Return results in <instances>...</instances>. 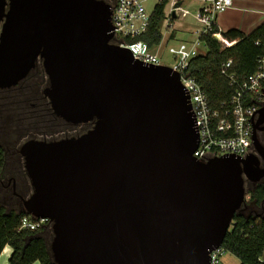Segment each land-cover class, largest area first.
<instances>
[{
	"label": "water",
	"instance_id": "1",
	"mask_svg": "<svg viewBox=\"0 0 264 264\" xmlns=\"http://www.w3.org/2000/svg\"><path fill=\"white\" fill-rule=\"evenodd\" d=\"M111 13L104 0H0V89L40 60L53 113L92 122L76 136L21 144L31 185L23 210L52 223L55 264H209L245 180L264 178V103L256 153L198 160L179 74L112 43Z\"/></svg>",
	"mask_w": 264,
	"mask_h": 264
},
{
	"label": "trees",
	"instance_id": "2",
	"mask_svg": "<svg viewBox=\"0 0 264 264\" xmlns=\"http://www.w3.org/2000/svg\"><path fill=\"white\" fill-rule=\"evenodd\" d=\"M104 1L111 6L115 2ZM164 5L165 2H162L153 8L147 30L135 38L136 40L145 41L149 47L160 43L161 27L165 18ZM218 31L214 26L212 31L200 36L205 51L191 58L187 65L188 75L202 87L214 107L227 102L234 90L228 79L220 73L222 62L232 59L230 72L239 79L255 70L256 59L261 54V48L255 42L264 41V22L249 33L238 28L220 31L224 41H235L229 47H223L213 37L212 32ZM124 39L130 42L135 40L127 37ZM32 77H35L34 82L37 85L28 84ZM46 85L47 78L41 61L37 60L26 78L13 87L0 89V113L1 109L12 113L14 105L18 104L16 112L10 117L14 118L13 123L0 119V131L2 127L9 128L15 135L9 143H4L0 136V254L6 245L12 248L7 259L8 264H55L47 241L51 231L42 234L45 229L43 227L19 230L21 218L26 215L19 197L25 198L31 191L18 151L21 143L28 139L55 140L76 136L92 126L91 121L72 125L56 116L47 98L42 95V89ZM257 135L264 144V132L259 131ZM11 160L16 162L13 173L8 169ZM16 180L24 189L27 188L25 192L20 190ZM244 188L249 199L233 216L221 247L234 255L239 264H261L259 259H264V178L256 183L248 181Z\"/></svg>",
	"mask_w": 264,
	"mask_h": 264
},
{
	"label": "built area",
	"instance_id": "3",
	"mask_svg": "<svg viewBox=\"0 0 264 264\" xmlns=\"http://www.w3.org/2000/svg\"><path fill=\"white\" fill-rule=\"evenodd\" d=\"M155 1L154 7L165 2L162 29L169 30L172 20H183L190 13L184 8L183 0ZM145 2L146 0H115L111 6L110 22L113 29L111 42L126 47L135 60L165 65L160 62L154 49L159 48L164 40L167 44L170 34L164 36L162 33V39L155 47H149L145 41L135 39L141 36L149 25L151 11H147ZM199 2L200 6L192 14L198 23L195 30L196 38L190 42L178 41L174 45H166L168 53L174 60L169 67L179 74L180 82L189 96L196 123L198 142L193 155L202 162L224 155L245 158L250 153H256L252 133L259 115L258 111L264 103V41L255 42L261 48V54L256 59L255 70L242 79L236 78L235 74L230 72L232 59L221 63L220 73L228 79L234 90L227 102L214 107L202 87L188 75L187 65L191 58L204 53L200 49L203 45L200 36L212 31L216 26L217 16L230 9L233 2L232 0H199ZM212 35L223 47L235 43V41L231 43L224 41L220 31L212 32ZM125 37L135 40L130 42L125 40ZM50 223L48 219H37L26 214L21 218L19 230L45 228ZM223 252L222 247L211 251L209 264H223L221 262ZM259 260L264 264V259Z\"/></svg>",
	"mask_w": 264,
	"mask_h": 264
},
{
	"label": "rangeland",
	"instance_id": "4",
	"mask_svg": "<svg viewBox=\"0 0 264 264\" xmlns=\"http://www.w3.org/2000/svg\"><path fill=\"white\" fill-rule=\"evenodd\" d=\"M183 1H184V8H186L190 12L186 16V18H184L183 20H181V19L172 20L171 26H170L169 30L162 29L163 27H161V30H162V33H163L164 36H165V34H170V35H172V38H173L175 36V33H176V40H170V41L167 42V44L165 43L166 40H164L162 42V45L159 48H155L154 49V52H157V55H158V58L160 59V62L163 63V64H165V65H168V66H171L174 63V60H173L172 55H170V53H168L166 45L167 46L174 45V44L178 43L177 40H179V39H181V40L186 39L185 41H190V40H194L196 38V34L194 35V33L193 34H191V33L188 34V33L184 32L180 28V24H182L184 26L185 25H191L192 26V30H195L198 27V23L192 17V14L194 13L195 9L198 8L200 2H199V0H183ZM155 3H156L155 0H146L145 6H146L147 11H152L153 8H154V4ZM166 31H167V33H166ZM184 34L187 35V38L184 37ZM200 49L202 51H205V47L203 45L200 46ZM34 80H35V77L34 78L32 77V79L28 82V84H32V83L33 84H36L34 82ZM43 89H42V95H43ZM17 101H19V100H17ZM17 107H18V104H15L14 107H13V112L12 113H10V111L9 112H6L5 109H3V110L1 109L0 119L3 120V121H9V122L13 123L14 122V118H11L10 119V117H11L12 114L14 115V113L16 112V108ZM9 131H11V132H9ZM0 136H1L2 141L4 143H5V141H7V143H9L10 141L13 140V137H15L14 133L12 132V130H10L9 128L8 129H4L3 127H2V131H0ZM22 161H23V158H22ZM13 162H14V160L13 161L11 160L10 161V166L8 167L9 171L12 172V173H13V170H14L13 167H14V165L16 163V162H14V163ZM27 179H28V177H27ZM16 182L18 183L17 185L19 186L20 190L22 192H25V189H27V188L24 189V187L22 186V184H20V182H18V180H16ZM27 183L29 184L30 189H31V185H30L29 180L27 181ZM244 184H246V180H245ZM27 191L29 192V190H27ZM30 193H31V191H30ZM248 199H249V196L246 194L245 199H244V202L248 201ZM20 201H21V199H20ZM21 206H22V202H21ZM22 209H23V206H22ZM51 224L52 223H50L49 225H47L45 227L44 231L42 232V234H45L46 231H51V236L47 232L49 234V239L47 240L48 243H49V245H50V241H51V238H52ZM6 246H9V245H6ZM11 250H12V248L10 247V252H11ZM8 256L9 255H6V254H4V253L1 252V254H0V264H4V263L5 264H8V262H7ZM221 262L223 264H239V260L234 255H232L231 253L226 252V251H224L223 254H222V256H221ZM33 264H40V263L39 262H34Z\"/></svg>",
	"mask_w": 264,
	"mask_h": 264
},
{
	"label": "crops",
	"instance_id": "5",
	"mask_svg": "<svg viewBox=\"0 0 264 264\" xmlns=\"http://www.w3.org/2000/svg\"><path fill=\"white\" fill-rule=\"evenodd\" d=\"M232 2H233L232 7L230 9L217 16L216 27L218 28L219 31H226L231 28H238L244 33H249L256 26L264 22V0H232ZM180 28L188 34L194 33L195 35L196 29L192 30L191 25L184 26L180 24ZM185 35L186 34H184V37L187 38V35L186 36ZM170 40H176V33L173 38L172 35H170L169 38L167 39V42ZM185 40L186 39L183 40L179 39L177 40V42L185 41ZM2 253L6 255H10L11 253L10 247L5 246L2 250Z\"/></svg>",
	"mask_w": 264,
	"mask_h": 264
},
{
	"label": "flooded vegetation",
	"instance_id": "6",
	"mask_svg": "<svg viewBox=\"0 0 264 264\" xmlns=\"http://www.w3.org/2000/svg\"><path fill=\"white\" fill-rule=\"evenodd\" d=\"M261 132H264V131H261ZM261 164H263V163L261 162ZM12 184H13V182H12Z\"/></svg>",
	"mask_w": 264,
	"mask_h": 264
}]
</instances>
